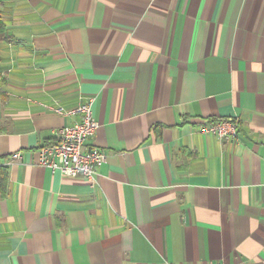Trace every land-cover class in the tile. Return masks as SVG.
I'll use <instances>...</instances> for the list:
<instances>
[{
    "label": "crops",
    "instance_id": "crops-1",
    "mask_svg": "<svg viewBox=\"0 0 264 264\" xmlns=\"http://www.w3.org/2000/svg\"><path fill=\"white\" fill-rule=\"evenodd\" d=\"M0 264H264V0H0ZM92 98L90 183L36 164ZM234 118L238 137L203 132Z\"/></svg>",
    "mask_w": 264,
    "mask_h": 264
},
{
    "label": "built area",
    "instance_id": "built-area-1",
    "mask_svg": "<svg viewBox=\"0 0 264 264\" xmlns=\"http://www.w3.org/2000/svg\"><path fill=\"white\" fill-rule=\"evenodd\" d=\"M48 109L58 115L79 113L81 120L60 126L55 132L54 139L37 149L36 164L51 171L59 170L68 177H82L91 183L97 166L105 159V153L100 148L85 146V141L94 135L97 128L92 113V98L71 110H65L58 105L48 106ZM201 125V131L212 133L221 140L230 141L238 137V123L234 118L208 120ZM19 158L20 154L14 153L6 163ZM208 264L225 263L209 262Z\"/></svg>",
    "mask_w": 264,
    "mask_h": 264
},
{
    "label": "trees",
    "instance_id": "trees-1",
    "mask_svg": "<svg viewBox=\"0 0 264 264\" xmlns=\"http://www.w3.org/2000/svg\"><path fill=\"white\" fill-rule=\"evenodd\" d=\"M5 29L4 25L0 21V40L5 38ZM8 164L0 163V197L4 196L7 191L8 187V171H7Z\"/></svg>",
    "mask_w": 264,
    "mask_h": 264
}]
</instances>
